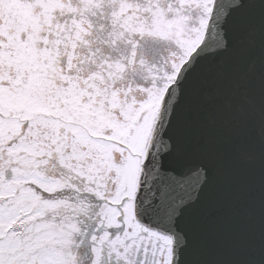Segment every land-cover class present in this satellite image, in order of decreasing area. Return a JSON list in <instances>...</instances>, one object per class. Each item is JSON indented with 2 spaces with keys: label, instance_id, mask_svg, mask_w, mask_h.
Returning <instances> with one entry per match:
<instances>
[{
  "label": "snow or ice",
  "instance_id": "1",
  "mask_svg": "<svg viewBox=\"0 0 264 264\" xmlns=\"http://www.w3.org/2000/svg\"><path fill=\"white\" fill-rule=\"evenodd\" d=\"M0 264H264V0H0Z\"/></svg>",
  "mask_w": 264,
  "mask_h": 264
}]
</instances>
